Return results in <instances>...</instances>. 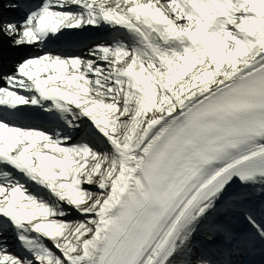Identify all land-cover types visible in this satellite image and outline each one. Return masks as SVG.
<instances>
[{"label": "snow or ice", "instance_id": "6c2138e0", "mask_svg": "<svg viewBox=\"0 0 264 264\" xmlns=\"http://www.w3.org/2000/svg\"><path fill=\"white\" fill-rule=\"evenodd\" d=\"M0 264H264V0H0Z\"/></svg>", "mask_w": 264, "mask_h": 264}]
</instances>
